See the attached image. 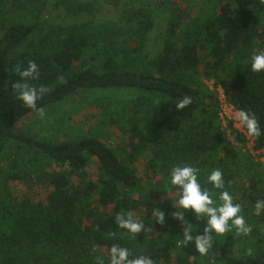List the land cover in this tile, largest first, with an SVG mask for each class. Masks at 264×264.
<instances>
[{"label": "trees", "instance_id": "1", "mask_svg": "<svg viewBox=\"0 0 264 264\" xmlns=\"http://www.w3.org/2000/svg\"><path fill=\"white\" fill-rule=\"evenodd\" d=\"M36 1L0 0V264H264V184L237 183L206 84L223 90L263 150L264 0H147L119 21L47 27ZM163 13L162 47L150 58ZM115 88L163 98L108 110L98 133L122 128L124 156L90 130L63 141L17 132L80 92ZM228 128L244 146L247 135ZM141 158L156 185L138 177ZM41 183L38 195L16 189ZM161 194L177 197L153 203ZM242 227L248 252L238 255Z\"/></svg>", "mask_w": 264, "mask_h": 264}, {"label": "rangeland", "instance_id": "2", "mask_svg": "<svg viewBox=\"0 0 264 264\" xmlns=\"http://www.w3.org/2000/svg\"><path fill=\"white\" fill-rule=\"evenodd\" d=\"M146 1L147 0H39L36 1L35 4L41 10L39 16H41L44 26L47 27L51 25L68 26L88 20L95 23H102L109 20L119 21L134 10L146 6ZM155 1L164 3V0ZM67 3L73 4L74 8L79 4H86L90 6V9L71 13L68 11ZM166 20L167 14L163 13L160 15L157 19V25L150 34V39L146 48V52H148L150 58L156 56L162 47ZM206 84L211 90L217 92L218 99L222 93L224 94L221 88H215L213 82H206ZM140 98L153 100L155 102L163 99L160 96L150 93L123 88L84 91L72 96L64 103L38 111L25 118L19 124L17 132L39 139H50L55 137L61 141L72 139V132L74 131L90 130L97 134L98 131L102 129V122L105 120L109 121L111 118V114L108 113L109 109L113 108V106L118 103L122 106H129L131 102H135ZM222 124L224 129L227 130L229 141L235 149V165L238 171L237 183L242 186H248L249 180L254 179L264 184V167L259 163L256 157L251 155L249 149L250 146H252L251 143L247 140L244 146L237 144L230 136L228 122L223 121ZM237 124H239L238 121ZM108 129L109 132L106 133L107 136L101 134L102 132L100 133V135L104 137L103 141L124 156L123 151L127 149L126 145L129 141L126 138V132L122 128L119 129L112 125H110ZM144 163L145 161L142 158L136 163L138 177L147 186L149 182H151L152 185H156L160 177H152L154 179L149 178ZM44 183L33 186L31 190H29L30 188L27 184L18 185L16 189L21 195L25 193L38 195L45 189L46 185ZM176 197L177 194H161L157 198L152 199V202L161 203L164 200ZM246 230L245 227L237 229L238 242L236 245V252L238 255H244L248 252L246 248L248 230ZM106 256L108 258L109 254L106 253ZM193 260V256H190L188 259L190 263H192ZM161 264H179V262L176 260L175 256L171 259L170 263Z\"/></svg>", "mask_w": 264, "mask_h": 264}, {"label": "built area", "instance_id": "3", "mask_svg": "<svg viewBox=\"0 0 264 264\" xmlns=\"http://www.w3.org/2000/svg\"><path fill=\"white\" fill-rule=\"evenodd\" d=\"M219 116L221 121H227L232 122V124L235 126L236 129H238L240 132L244 133L246 132L243 129V121L241 118V115L238 111L234 109V107L227 103L225 95L222 93V95L219 97ZM239 116V117H238ZM237 121L239 124H237ZM247 140L251 143L252 146H250V153L254 157L257 158L259 163H261L264 167V149L263 150H256L254 148V138L247 135Z\"/></svg>", "mask_w": 264, "mask_h": 264}]
</instances>
